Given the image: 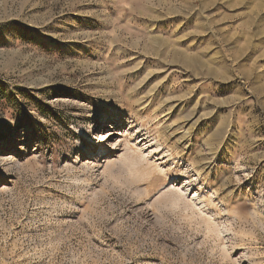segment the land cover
I'll return each instance as SVG.
<instances>
[{"label":"rangeland","instance_id":"rangeland-1","mask_svg":"<svg viewBox=\"0 0 264 264\" xmlns=\"http://www.w3.org/2000/svg\"><path fill=\"white\" fill-rule=\"evenodd\" d=\"M0 264H264V0H0Z\"/></svg>","mask_w":264,"mask_h":264},{"label":"snow or ice","instance_id":"snow-or-ice-1","mask_svg":"<svg viewBox=\"0 0 264 264\" xmlns=\"http://www.w3.org/2000/svg\"><path fill=\"white\" fill-rule=\"evenodd\" d=\"M97 131L99 132V131H103L102 129H100V128H97Z\"/></svg>","mask_w":264,"mask_h":264},{"label":"bare ground","instance_id":"bare-ground-1","mask_svg":"<svg viewBox=\"0 0 264 264\" xmlns=\"http://www.w3.org/2000/svg\"><path fill=\"white\" fill-rule=\"evenodd\" d=\"M195 59H196V58H195ZM195 61H196V60H195ZM193 62H194V60H193ZM193 62H192V63H193Z\"/></svg>","mask_w":264,"mask_h":264}]
</instances>
